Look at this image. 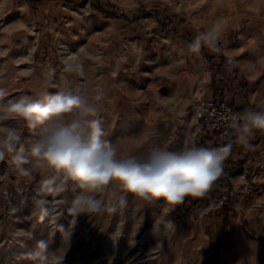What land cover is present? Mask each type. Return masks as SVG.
Wrapping results in <instances>:
<instances>
[{
    "label": "rangeland",
    "instance_id": "rangeland-1",
    "mask_svg": "<svg viewBox=\"0 0 264 264\" xmlns=\"http://www.w3.org/2000/svg\"><path fill=\"white\" fill-rule=\"evenodd\" d=\"M217 22L215 47L242 77L224 98L243 111L264 108V0H0V108L24 95L45 102L57 91L79 100L70 112L34 127L0 120L21 132L13 155L23 149L30 157L34 143L66 128L84 147L95 137L101 148H112L108 174L140 192L160 190L142 176L129 177L127 169L146 166L159 149L220 146L192 107L200 87L206 97L214 92L206 46L198 53L188 47ZM255 143L254 137L250 147L238 144L233 159L242 163L223 174L231 185L226 219L206 212L209 199L224 194L213 185L170 203L138 198L116 180L81 193L99 201L98 212H78L80 190L63 173L41 166L28 179L10 157L0 161V264H39L28 254L40 240L48 245L45 264H165V248L174 264H264V189L256 177H247L249 186L239 177L245 160L256 162L249 172L258 167ZM151 227L144 244L137 243ZM162 236L165 245L150 260L148 246Z\"/></svg>",
    "mask_w": 264,
    "mask_h": 264
},
{
    "label": "clouds",
    "instance_id": "clouds-1",
    "mask_svg": "<svg viewBox=\"0 0 264 264\" xmlns=\"http://www.w3.org/2000/svg\"><path fill=\"white\" fill-rule=\"evenodd\" d=\"M218 29L219 22L214 24L210 31L197 35L189 44V50L198 53L202 47H215ZM4 96L5 91L0 89V100H3ZM78 104L77 98L59 91L48 95L45 102L24 95L8 100L7 104L0 108L6 114L0 117V120L17 119L28 122L29 127H34L35 123L44 124L50 118L70 112ZM229 126L238 129L234 142L246 148L250 147V141L255 134L264 133V108L256 111L245 109L239 117L233 116ZM20 136V130L0 125V161L10 157V163L18 175L28 179L32 178L35 171L41 170V166L65 174L80 190L74 202V210L86 213L98 212L99 201L91 195L81 193L99 192L112 180L121 182L126 191L143 199H163L165 202L181 203L186 195H202L203 190L222 175L224 161L232 149V143L219 147L190 146L180 152L159 149V155L152 160L155 161L152 170L145 171L144 167L127 169L129 177L136 173L135 178L145 177L148 183L155 182L160 188L157 191L140 192L129 187L122 176L107 173V169L112 166L109 158L114 156V152L110 146L101 148L95 142V137L92 145L84 147L70 135L68 129L61 128L34 143L30 148V157H26L23 155V149L20 154L13 155L17 152ZM108 211L115 212L116 208H109ZM47 247L45 241H37L36 250L29 253L28 257L37 260L39 264H45ZM61 258L56 257L57 260Z\"/></svg>",
    "mask_w": 264,
    "mask_h": 264
},
{
    "label": "trees",
    "instance_id": "trees-1",
    "mask_svg": "<svg viewBox=\"0 0 264 264\" xmlns=\"http://www.w3.org/2000/svg\"><path fill=\"white\" fill-rule=\"evenodd\" d=\"M141 8L143 7H140V9ZM104 13L108 14L107 16L110 18L117 16L116 14L110 16L109 13L106 12ZM205 50H206L204 51L206 57L205 60L208 64V67L212 71V75H213L212 85H214V90H213L214 92L212 93V95L215 98H219V99L224 98L223 96L224 90L230 89L232 87L233 82H238V81L241 82L242 80L241 74L239 73L238 67L230 59H228L224 55V53L219 52L217 50V46L211 49L209 47H207L206 49L205 47ZM228 103L232 107L237 109L239 112H243V110L240 109L238 105L235 104L234 100L228 101ZM229 138L222 143V146L228 143H232L231 153L229 157L224 161L222 175L212 184L213 186H215L216 188L215 190L220 189L225 194V199L222 201L220 207L216 210L218 214H223L224 219L227 218L226 212L231 202V195H229V190L231 185L229 181L223 177V174L233 172L242 163V159H238V158L233 159V153L237 150V145H238L234 142L235 135L234 137H232L233 141H229Z\"/></svg>",
    "mask_w": 264,
    "mask_h": 264
},
{
    "label": "built area",
    "instance_id": "built-area-1",
    "mask_svg": "<svg viewBox=\"0 0 264 264\" xmlns=\"http://www.w3.org/2000/svg\"><path fill=\"white\" fill-rule=\"evenodd\" d=\"M206 82V80H204ZM201 91L196 89V93L199 91V95L192 100V107L195 113V119L199 123H203L209 131L213 134L215 140L222 146V143L226 141L234 128L229 126V121L233 119V116H240L237 109L232 107L225 98H215L213 95L204 96L205 89L200 87ZM245 180L246 186H249L247 177H250L248 171H243L239 174ZM225 199V194H220L216 199H209L206 204V212H215Z\"/></svg>",
    "mask_w": 264,
    "mask_h": 264
},
{
    "label": "crops",
    "instance_id": "crops-1",
    "mask_svg": "<svg viewBox=\"0 0 264 264\" xmlns=\"http://www.w3.org/2000/svg\"><path fill=\"white\" fill-rule=\"evenodd\" d=\"M240 106V105H238ZM255 141L256 143L254 145H251L253 158H258V167L253 172H249L251 167L256 163L250 159L245 160L242 164V166L245 168L244 171H247L251 173L250 177H256L257 179H254L253 182H256L255 184L262 189H264V133L257 132L255 134ZM260 154V155H259ZM240 156V155H238ZM256 161V160H255ZM236 177V175L234 176ZM256 180V181H255Z\"/></svg>",
    "mask_w": 264,
    "mask_h": 264
},
{
    "label": "bare ground",
    "instance_id": "bare-ground-1",
    "mask_svg": "<svg viewBox=\"0 0 264 264\" xmlns=\"http://www.w3.org/2000/svg\"><path fill=\"white\" fill-rule=\"evenodd\" d=\"M30 55V53L28 54V56ZM256 55V54H255ZM259 55V54H258ZM27 56V57H28ZM79 65V68L81 69L80 65L81 64H78ZM112 72H115V67L113 68ZM0 77H1V74H0ZM196 93V89L193 91V94ZM64 177V180L66 179V175L64 174L63 175ZM40 192H42V188L40 187L39 188ZM55 197V196H54ZM123 201V200H122ZM121 201V202H122ZM124 202V201H123ZM55 203V202H54ZM121 205V203H120ZM123 205V204H122ZM121 205V206H122ZM118 209V208H117ZM120 209V208H119ZM54 218V217H53ZM164 225L168 226V222L166 220V222L163 223ZM183 229V226H181L180 229H178L175 233V236L179 233V231ZM155 230L154 227H151L149 229H145L142 231V233L140 234V237L137 239V243L139 244H144V240L147 238L148 236V233H152L153 231ZM163 235V234H162ZM167 241V240H166ZM165 245V240H164V237L162 236L157 242H156V245L152 244V245H149L148 246V249H147V253H148V258L151 260L153 258H156V256L152 255V253H156V252H159L160 250L163 249V246ZM166 247V246H165ZM118 251V250H117ZM164 252V257L166 258V261H165V264H174L175 263V255L173 254V252L171 250H167L166 248L162 250ZM164 259V258H162ZM160 261V260H159ZM159 264V263H158ZM162 264V263H161Z\"/></svg>",
    "mask_w": 264,
    "mask_h": 264
},
{
    "label": "snow or ice",
    "instance_id": "snow-or-ice-1",
    "mask_svg": "<svg viewBox=\"0 0 264 264\" xmlns=\"http://www.w3.org/2000/svg\"><path fill=\"white\" fill-rule=\"evenodd\" d=\"M67 158L65 157L64 158V162H66ZM155 167V161H151L149 164H147L146 166H144L145 168V171H150L152 170L153 168ZM119 174V173H118ZM135 176H136V173H133L132 174V178L135 179ZM144 178V181L147 182V178L143 177ZM135 186V184L133 185ZM154 191H157V189H154Z\"/></svg>",
    "mask_w": 264,
    "mask_h": 264
}]
</instances>
